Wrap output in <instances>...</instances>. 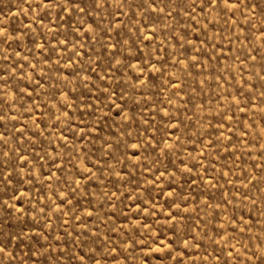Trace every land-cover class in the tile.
Wrapping results in <instances>:
<instances>
[{
    "label": "rangeland",
    "instance_id": "obj_1",
    "mask_svg": "<svg viewBox=\"0 0 264 264\" xmlns=\"http://www.w3.org/2000/svg\"><path fill=\"white\" fill-rule=\"evenodd\" d=\"M43 2L0 0V264H264V0Z\"/></svg>",
    "mask_w": 264,
    "mask_h": 264
},
{
    "label": "snow or ice",
    "instance_id": "obj_2",
    "mask_svg": "<svg viewBox=\"0 0 264 264\" xmlns=\"http://www.w3.org/2000/svg\"><path fill=\"white\" fill-rule=\"evenodd\" d=\"M101 0H91V2L89 3L88 0H44V2L42 3V5H40L42 8H49V7H56L58 8L60 11L62 12H66L69 14V16H71L72 13H76L77 15L79 14H84L87 15L86 9L88 8H92V7H99ZM245 2V0H201V5H207V7L209 9H215L218 11H222L225 14L227 12H232L233 15H235V11L239 10L241 7V4H243ZM81 5H83V7H81ZM147 7V9L149 11L152 12H158V13H164L165 12V8H168V3L166 2V0H143V3H141L140 5H138V7ZM204 8H201V11H203ZM171 10L169 9L168 15H170ZM0 40H4V42H7V38H6V30H0ZM119 42H117V44L113 45V47H118ZM66 48V44L64 45ZM41 49H43V45L39 46ZM54 51V50H53ZM146 66V65H142V68ZM129 67H133L131 65H129ZM142 69L136 70V71H140ZM13 71H15V69H13ZM137 79H139V77L137 76ZM5 86L7 84L6 79L4 80ZM143 86V84L141 85ZM5 95V94H0V96ZM112 95H115V93H112ZM262 97H264V92H262L260 94ZM14 99V98H13ZM237 103H239L237 101ZM7 104V101L4 99H0V106H3ZM10 107V105H8ZM121 111H123V109H121ZM5 116L0 114V122L4 121ZM229 119H231V117H229ZM86 127V126H85ZM66 139V138H65ZM0 146H7V140L5 139V133L0 132ZM133 148H138L139 145L138 144H134L132 145ZM164 149L167 150H171L172 149V145H165L164 148H162V151ZM10 151H14V149H10ZM4 157L8 156V153H3ZM20 157H17V159H19ZM4 163H7V159H5L3 161ZM188 171L190 172L191 169H188ZM207 171V169L205 170ZM212 179H215V177H213ZM5 183H11V179L7 177V175H5V179L4 181ZM61 203H64L63 200H61ZM67 223V221H66ZM28 239H33L31 236L27 237ZM46 238V237H45ZM11 241L10 240H6V241H0V254H7L11 259H15V257L12 255V253L7 252V246L8 244H10ZM79 260H83V257H79Z\"/></svg>",
    "mask_w": 264,
    "mask_h": 264
},
{
    "label": "clouds",
    "instance_id": "obj_3",
    "mask_svg": "<svg viewBox=\"0 0 264 264\" xmlns=\"http://www.w3.org/2000/svg\"><path fill=\"white\" fill-rule=\"evenodd\" d=\"M10 253V252H9Z\"/></svg>",
    "mask_w": 264,
    "mask_h": 264
}]
</instances>
